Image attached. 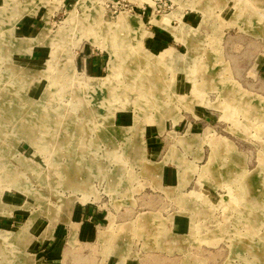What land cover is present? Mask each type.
Instances as JSON below:
<instances>
[{
	"label": "rangeland",
	"instance_id": "1",
	"mask_svg": "<svg viewBox=\"0 0 264 264\" xmlns=\"http://www.w3.org/2000/svg\"><path fill=\"white\" fill-rule=\"evenodd\" d=\"M145 1L0 0V264L193 263L201 245L178 254L171 217L211 189V264H264V99L232 66L250 58L243 32L264 44V3L171 0L157 15ZM191 129L206 134L188 148ZM165 164L172 191L152 176ZM138 188L163 211L136 204ZM92 203L109 218L75 236Z\"/></svg>",
	"mask_w": 264,
	"mask_h": 264
},
{
	"label": "crops",
	"instance_id": "2",
	"mask_svg": "<svg viewBox=\"0 0 264 264\" xmlns=\"http://www.w3.org/2000/svg\"><path fill=\"white\" fill-rule=\"evenodd\" d=\"M249 2H253L254 6L261 7L262 3H264V0H250ZM161 28L162 31H167L163 27ZM248 32V31H246ZM163 35V34H162ZM166 35V34H164ZM236 40V39H234ZM240 43V49L243 50L244 46L247 52L249 53L250 58H246L244 61V55H242L239 58V61L237 60V57L234 56L232 59V66L235 73V81L243 87H246L244 91H248L250 94H252L255 98L253 99H264V44L259 42L256 39H253L251 35H248L247 33L243 32V36L240 37L239 41ZM234 49V48H233ZM236 49V47H235ZM234 49V50H235ZM248 57V53H246L245 57ZM103 57L98 54L95 56L92 60V67L95 72V74H99V72L104 68L103 64ZM206 129H191V130H181L184 131V135L187 137L186 142L181 141L182 144H185L186 147H192L194 144V141L197 140L199 143L200 140L205 136ZM157 137L155 136L152 140H150L152 151H157L160 147V143H157ZM226 144V143H224ZM191 150V149H190ZM177 161V160H176ZM222 161V160H221ZM192 163V162H190ZM173 164H165L164 166H161L160 169L157 166L155 171L153 170L154 180L157 182V188H160L164 191H172L177 186H179V172L173 167ZM159 173H161V176H159ZM156 174V175H155ZM155 185V184H154ZM137 191L136 193V199L134 200L136 204L140 202V204L143 203V201H151L153 205H150L149 209L150 212H160L163 211L162 207L159 205V203L156 205L157 200L159 197L154 194L143 196V193L139 191L138 189H135ZM143 192V191H142ZM193 192H190L188 194H184L183 196H180L179 198L185 199V210H186V216L183 217L178 212L175 213V215L172 218V222L170 223V231L171 234L174 237L173 242H171V245H175V251H178L179 253H182L185 251L187 247H192L195 244L201 245V248L199 250L194 249V252H192V262L193 263H186L187 261H184V258H179L176 263L172 264H211L209 260V254L210 247L208 244H218L221 245L220 242L215 241L213 234L211 235L209 232H205L207 229L205 225H208L209 223L214 222L215 220V208L214 205L217 202H220V199L222 196L220 193H218L215 189L206 190L203 192H197L199 194V198H202V202L198 200L196 197L198 196H191ZM138 196H141L140 198ZM151 196V197H150ZM146 197V198H145ZM189 199V202H188ZM196 202H200L203 204L201 207L197 208L195 206ZM155 204V205H154ZM148 209V210H149ZM160 209V210H159ZM124 210V222H128L129 218L133 216H129L128 210ZM191 210V211H189ZM79 211V217L82 222V226L87 225L88 227L82 231L75 232V236H80V233L83 237L89 236L90 238L97 232V222H102L103 219L106 217L109 218V213H106V217H102V215L105 214V212H102V208L98 203H92V205L88 206L87 208H84L83 210ZM148 213V212H147ZM143 214V213H142ZM190 214L194 219H190ZM121 218V217H120ZM197 219V220H195ZM87 223V224H86ZM208 223V224H207ZM100 225V223H99ZM95 228H91V227ZM196 230V234H193L192 231ZM202 230V232H198ZM173 245V246H174ZM174 249V248H173ZM213 255H217V253H220V250L218 247H213ZM219 251H218V250ZM209 253V254H208ZM157 255L154 258H149L148 260H145L144 258H140V260H132L127 261L125 264H162V261L159 263V259H155Z\"/></svg>",
	"mask_w": 264,
	"mask_h": 264
},
{
	"label": "built area",
	"instance_id": "3",
	"mask_svg": "<svg viewBox=\"0 0 264 264\" xmlns=\"http://www.w3.org/2000/svg\"><path fill=\"white\" fill-rule=\"evenodd\" d=\"M124 1H127L131 5L135 4L136 7H141V6L152 7L145 0H135L133 3L130 0H124ZM137 1L138 4L136 5ZM109 3H112V0H109ZM173 7H174V3L171 0H155V2H153L152 9L154 10V13H157V15H166L170 13L171 10H173Z\"/></svg>",
	"mask_w": 264,
	"mask_h": 264
},
{
	"label": "bare ground",
	"instance_id": "4",
	"mask_svg": "<svg viewBox=\"0 0 264 264\" xmlns=\"http://www.w3.org/2000/svg\"><path fill=\"white\" fill-rule=\"evenodd\" d=\"M101 18V17H100ZM22 46V45H21ZM25 47V46H24ZM27 50V49H26ZM25 51V50H24ZM112 58L114 59V57H115V53L114 52H112ZM161 56V55H160ZM113 62V61H112ZM151 63V62H150ZM39 119H40V116H39ZM44 120V119H43ZM42 122V121H41ZM50 123V122H49ZM58 123V122H57ZM46 124V123H45ZM59 124V123H58ZM63 125V124H62ZM38 127V126H37ZM49 127V126H48ZM58 128V127H57ZM53 131V130H52ZM71 133V132H70Z\"/></svg>",
	"mask_w": 264,
	"mask_h": 264
}]
</instances>
